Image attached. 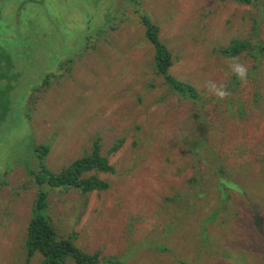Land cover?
<instances>
[{
    "label": "rangeland",
    "instance_id": "1",
    "mask_svg": "<svg viewBox=\"0 0 264 264\" xmlns=\"http://www.w3.org/2000/svg\"><path fill=\"white\" fill-rule=\"evenodd\" d=\"M142 13L172 53L168 75L204 99L207 81L226 86L235 77L217 50L235 39L256 47L238 56L247 82L223 100L226 134L211 136L207 148L217 146L232 166L250 163L251 174L240 180L250 182V197L264 200V52L254 60L264 49V0H1L0 264L43 262L40 254L28 259L26 250L41 147L48 149L46 169L58 175L91 155L98 139L114 169L97 175L109 189L51 193L48 214L60 236L75 235L89 255L132 251L126 264H264V238L241 195L235 198L241 220L208 226L204 245L200 228L214 210L179 214L164 199L187 197L191 172L180 169L188 160L176 136L188 135L191 106L179 104L155 74L156 48ZM240 106L243 113L227 120ZM243 144L251 149L244 156L235 149ZM154 242L169 250L156 251Z\"/></svg>",
    "mask_w": 264,
    "mask_h": 264
},
{
    "label": "trees",
    "instance_id": "2",
    "mask_svg": "<svg viewBox=\"0 0 264 264\" xmlns=\"http://www.w3.org/2000/svg\"><path fill=\"white\" fill-rule=\"evenodd\" d=\"M236 1L248 5L255 2V0ZM141 22L146 28V38L156 48L155 74L162 80L163 86L166 85L177 95L176 99L179 104L191 106V109H188L192 119L190 127L186 129L188 135L184 140L181 139V134L180 138L176 136L177 143L182 146V153L188 160V163L186 162L180 169L184 171L187 168L191 172L190 177L187 179L188 189L184 192L187 197L177 193L174 197L164 199L173 204L179 214L182 212L188 213L192 210L195 212L197 208H203L207 212L214 210L208 216L209 224L204 228L203 222L200 228L202 245H204V236L208 226L219 224L228 227L229 223L241 220L240 213L235 210V203L238 201L235 198L239 194L246 200L250 221L256 235L264 238V200L256 201L250 197L251 193L248 190V187L251 188L250 182L243 186L240 180V175L251 174L252 165L245 163L232 166L227 163L229 156H221L217 146L207 148L211 136L223 138L226 134L224 123L226 115L221 109L223 100L218 101L211 95L204 99V96H201L194 86L178 81L168 75V69L173 65L172 53L161 44L160 39L157 37L160 33L159 26L152 23L145 13L141 15ZM255 48L247 40L235 39L228 47L219 48L217 51L222 56L230 59L231 57H238L245 50L250 51V54L253 55L251 52ZM263 52V48L262 50L258 49L254 57L256 62L260 61L258 57L262 56ZM238 84L239 80L234 77L226 87L232 93L234 87ZM258 95L259 92L256 90L254 98ZM242 113V107H237V111L228 116L227 120L231 119L234 114H236L235 117H239ZM217 141L221 144L226 142V140ZM202 148H204V156ZM118 149L119 147L115 146L112 151L115 152ZM235 149H237L238 154L241 153L243 156L251 150L244 144L236 146ZM40 152V171L42 174L37 175L34 179L35 184L38 186V194L33 210H36L37 215L32 217L27 228V258L40 254L43 256L42 264H68L69 260L75 264H126V260L133 256L132 251L125 252L123 256L101 257L99 253L89 255L75 245V235L60 236L53 227L48 214L51 193L76 191L82 195H87L95 191L101 192L109 189V185L98 179L97 176L114 172V169L108 164V159L100 154L99 139L94 142L91 155L76 160L67 170L58 175L49 172L44 165L43 160L48 149L41 147ZM202 159H205L207 163L206 168L215 167V170L211 173L206 172ZM87 173H92L93 176L86 177ZM177 201L178 204H176ZM151 246L160 253L169 250L166 245L161 246L155 242Z\"/></svg>",
    "mask_w": 264,
    "mask_h": 264
},
{
    "label": "clouds",
    "instance_id": "3",
    "mask_svg": "<svg viewBox=\"0 0 264 264\" xmlns=\"http://www.w3.org/2000/svg\"><path fill=\"white\" fill-rule=\"evenodd\" d=\"M230 74L235 76L241 84L247 82L248 68L244 63L240 62L238 57H231L229 63ZM206 92L216 98L218 101L227 99L231 93L224 84H217L213 81H207L205 83Z\"/></svg>",
    "mask_w": 264,
    "mask_h": 264
},
{
    "label": "flooded vegetation",
    "instance_id": "4",
    "mask_svg": "<svg viewBox=\"0 0 264 264\" xmlns=\"http://www.w3.org/2000/svg\"><path fill=\"white\" fill-rule=\"evenodd\" d=\"M8 1V0H7ZM0 3H1V0H0ZM10 6H11V4H10Z\"/></svg>",
    "mask_w": 264,
    "mask_h": 264
}]
</instances>
